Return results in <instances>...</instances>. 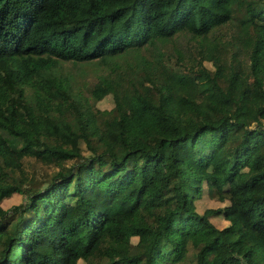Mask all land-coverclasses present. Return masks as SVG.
I'll return each instance as SVG.
<instances>
[{
	"label": "trees",
	"instance_id": "obj_1",
	"mask_svg": "<svg viewBox=\"0 0 264 264\" xmlns=\"http://www.w3.org/2000/svg\"><path fill=\"white\" fill-rule=\"evenodd\" d=\"M0 138V264H264V0H0Z\"/></svg>",
	"mask_w": 264,
	"mask_h": 264
},
{
	"label": "rangeland",
	"instance_id": "obj_2",
	"mask_svg": "<svg viewBox=\"0 0 264 264\" xmlns=\"http://www.w3.org/2000/svg\"><path fill=\"white\" fill-rule=\"evenodd\" d=\"M226 27H221L218 30V33L216 34V38H217V42L219 45V47L221 48V46L224 45V43L229 42L230 39L232 38V31L229 29H225ZM179 40L181 41V45H184L186 42L184 41V38L178 37ZM236 51V56L238 58L242 57V52L241 50H239V46H236L230 51L225 49L224 52V57L225 59H231L232 54ZM128 60H132L133 57L131 56V54L127 55L126 57ZM61 67H62V73L64 75H67L68 73H70L71 76H73L76 80V82L78 83V85L82 86V90H84V85L87 86L88 84H90V82L93 79V76L96 72V69L99 68L98 66H94L88 63H77V64H71L69 62H62L60 63ZM204 65L206 67L211 68V64H209L208 62H205ZM85 91V90H84ZM84 94L86 95L87 93L84 92ZM90 109L92 111L95 110H104V109H109L112 107V100L110 95H106L104 97H102L100 100L98 101H92L89 100L88 101ZM185 107H187L183 102L180 101H173V100H167L166 104H165V110L172 113L174 116H177L178 113L183 110ZM2 144V140L0 138V146ZM80 145H81V149L83 150V153L86 154V150H85V145L82 141H80ZM22 168L23 171L26 173V175L28 176H33L35 177L37 180H39L42 183V186L45 183H48L52 180L53 178V173L56 171L53 166L41 163L33 158L30 157H24L22 159ZM26 203V198L24 197V195H20L17 193H13L11 194L9 197L7 198H3L0 201V206L7 210V209H11L10 207L14 206V205H20ZM218 204L214 201H209L206 199L205 196H201L198 200H196L195 202V207H197L198 212L203 211V209L208 208V207H216ZM17 217V215L15 214L13 216V219H15ZM126 220L130 223H135L137 221V216L136 215H130L126 218ZM209 221L212 223L213 226L217 227V228H221L224 224L225 221L222 220L219 217H210ZM134 240V238H133ZM77 264H84L83 262L78 261Z\"/></svg>",
	"mask_w": 264,
	"mask_h": 264
}]
</instances>
